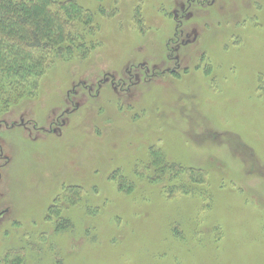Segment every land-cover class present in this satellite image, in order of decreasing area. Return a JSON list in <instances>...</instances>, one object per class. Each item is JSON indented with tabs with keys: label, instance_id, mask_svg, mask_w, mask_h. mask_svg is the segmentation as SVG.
I'll return each instance as SVG.
<instances>
[{
	"label": "rangeland",
	"instance_id": "1",
	"mask_svg": "<svg viewBox=\"0 0 264 264\" xmlns=\"http://www.w3.org/2000/svg\"><path fill=\"white\" fill-rule=\"evenodd\" d=\"M72 1L85 49L0 104V264H264V0Z\"/></svg>",
	"mask_w": 264,
	"mask_h": 264
},
{
	"label": "trees",
	"instance_id": "2",
	"mask_svg": "<svg viewBox=\"0 0 264 264\" xmlns=\"http://www.w3.org/2000/svg\"><path fill=\"white\" fill-rule=\"evenodd\" d=\"M82 14V9L72 0H0V104L7 107L23 98L22 87L28 86L29 79L38 73L41 74L37 77L41 78L42 71L49 66V61L45 60L47 56L85 49L86 39L72 30L73 21L81 20ZM153 152L162 173L173 170L178 178L187 176L195 184L208 185L206 170L184 169L177 163L167 162L162 150L154 149ZM139 174L145 178V172L138 171L136 175ZM126 186L134 188L131 184L122 185ZM77 188L80 187L64 189L57 199L69 198L68 193L73 192L69 189L79 191ZM170 191L177 193L173 188ZM77 197L76 193L71 194L74 200ZM57 209L52 207L50 213Z\"/></svg>",
	"mask_w": 264,
	"mask_h": 264
},
{
	"label": "flooded vegetation",
	"instance_id": "3",
	"mask_svg": "<svg viewBox=\"0 0 264 264\" xmlns=\"http://www.w3.org/2000/svg\"><path fill=\"white\" fill-rule=\"evenodd\" d=\"M182 32H183V31H182ZM183 33H184V32H183ZM187 41H190V40H183V41H180V42H178V43L175 42L177 45H179V46H176V50L180 51L182 47H186L185 43H186ZM184 42H185V43H184ZM169 61H170L171 63H172V62L175 63V68H174V69H171V70L168 69V70H166V72L169 73V74H175V72H176V70L179 68L180 64L178 63V61H172L171 58H169ZM132 66H133L134 68H139L140 70H142V71H144V72H146V73H149V72H151V71L156 72L157 69H159V67H158V66H155V65H154L153 69H151V67H150L147 63H145V62L133 63ZM156 68H157V69H156ZM162 73H165V72H162ZM6 212H7V210H4L2 213H0V216H1L2 214L6 213ZM7 214H8V213H7ZM27 241H28V240H27ZM14 254H16V255H20V254H23V252H22V251H19V252H15ZM16 255H14L15 258H17ZM6 256H7V255H6ZM23 256L25 257V264H26L27 261H28V253L26 252Z\"/></svg>",
	"mask_w": 264,
	"mask_h": 264
}]
</instances>
